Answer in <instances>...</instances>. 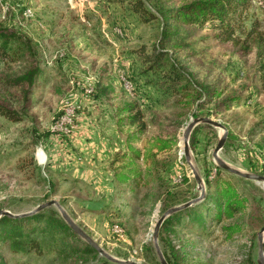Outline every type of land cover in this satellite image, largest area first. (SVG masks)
<instances>
[{
    "label": "rangeland",
    "instance_id": "obj_1",
    "mask_svg": "<svg viewBox=\"0 0 264 264\" xmlns=\"http://www.w3.org/2000/svg\"><path fill=\"white\" fill-rule=\"evenodd\" d=\"M144 1L154 11V0ZM163 1L170 7L189 0ZM262 1L250 0V11L256 17H260ZM175 26L163 32L159 19L142 23L125 2L113 0H0V30L37 46L43 70V83L35 90L39 101L24 119L11 122L0 116V210L28 213L56 200L112 258L160 264L151 235L166 211H161L163 203L170 199L165 191L174 196L168 209L199 195L181 143L191 119L209 117L222 123L227 136L219 158L231 168L264 175V90L255 86L253 54L242 55L234 44L218 39L217 32L207 25L193 29ZM157 44L185 68L194 85L201 84L220 97L239 95L240 102L217 116L206 107L196 114L194 108L193 113L178 119L181 110L170 100L153 101L171 96L145 72L136 54L141 48L150 52ZM20 63L0 60V76L17 73L23 67ZM12 91L1 88L0 100L15 109L7 99ZM127 101L142 105L147 138L158 129H176L177 143L162 185L142 189L133 200V210L127 208V213L116 219L102 212L108 209L107 203L118 199L108 163L112 155L125 149L113 113L116 105ZM70 112L71 125L65 129L66 124H62L60 131V119ZM202 125L207 124L196 125L189 134L188 149L206 191L205 169L214 173V166L219 167L212 152L223 131ZM192 135L196 138L194 148ZM23 164L27 166L22 170ZM248 181L241 186L261 199L264 210V183ZM49 208V214L61 216L55 205ZM162 225L157 243L165 260L163 249L170 247L177 251L181 264H257V234L254 238L243 231L224 240L216 227H207L201 236L199 226L190 223L188 216L173 227ZM53 257L23 255L11 263L6 254L4 260L8 259V264H58Z\"/></svg>",
    "mask_w": 264,
    "mask_h": 264
},
{
    "label": "trees",
    "instance_id": "obj_2",
    "mask_svg": "<svg viewBox=\"0 0 264 264\" xmlns=\"http://www.w3.org/2000/svg\"><path fill=\"white\" fill-rule=\"evenodd\" d=\"M261 1V0H260ZM126 3L127 8L142 23L159 19L163 32H169L175 25L198 28L205 25L217 32V38L236 46L242 55L253 54V71L255 85L264 90V0L261 3L260 17L251 11L250 0H189L181 1L176 6H167L163 0H154V11L147 8L144 0H113ZM176 27V26H175ZM144 65L145 72L157 79L156 84L164 87L163 93L171 97H156L154 102L170 100V104L181 112L177 118L195 114L202 108L211 107V115H220L238 104L242 97L232 95L220 97L214 90L203 85H194L191 75L186 72L171 56L157 44L150 52L145 48L136 53ZM42 55L39 48L31 41L22 39L14 33L6 34L0 30V60L3 63L21 61L23 67L13 75L0 76V89L13 90L9 93L12 109L0 100V116L7 121L21 122L26 113L37 103L35 90L43 83L41 70ZM249 89V87H247ZM218 96V97H217ZM151 98V97H149ZM115 128L123 138L125 149L117 151L108 163V171L118 191L117 202L107 203L103 211L107 217L121 218L133 210L136 196L144 188L154 184L162 185L163 176L172 164V153L176 148L175 130L172 132L158 129L147 138L148 124L142 105L136 101H127L116 105L113 113ZM210 128L209 125H202ZM177 127V126H176ZM261 132V130H260ZM259 133V131H258ZM195 136H191L194 148ZM32 163V162H29ZM20 169H25L26 166ZM206 168V167H205ZM205 169L206 185L204 199L193 207L186 208L170 215L162 228L180 224L188 216L190 223L200 228L201 236L205 229L217 228L224 240H231L235 235L246 231L255 238L264 225V210L261 199L249 195L241 185L248 180L214 166ZM158 185V186H159ZM170 198L165 201L161 211L169 208L174 197L165 191ZM130 195L133 196L129 197ZM50 208L22 218L3 216L0 218V264H8L4 255L11 257V263L25 255L40 257L52 254L58 264H116L100 256L98 252L82 241L59 215L49 214ZM164 247L163 252L168 264H181L177 251Z\"/></svg>",
    "mask_w": 264,
    "mask_h": 264
},
{
    "label": "water",
    "instance_id": "obj_3",
    "mask_svg": "<svg viewBox=\"0 0 264 264\" xmlns=\"http://www.w3.org/2000/svg\"><path fill=\"white\" fill-rule=\"evenodd\" d=\"M198 124H207V125H210L214 128H218V129L223 131V134L218 139V141H217V143L213 149V152H212V157H213L215 163L220 168H222L226 171H229L230 173H233V174H235L239 177H242L244 179L252 180L255 182H259V183H264V175H260V174H256V173H249V172H242V171H239L237 169L231 168V167H229V165H227L224 161H222L219 158V151L222 149L224 142H225V139H226V136H227V129L225 128V126L222 123L215 121L214 119H211L209 117H196V118L191 119L184 129L181 141H182L183 155H184L185 160H186L188 166L190 167L192 174H193V177L197 183L199 195L195 199L188 201L186 203H183L182 205L167 209L160 216V218L156 221L151 237H152V240H153L155 250H156L160 264H168L167 261L165 260V258L163 257V255L159 249L158 243H157L159 229H160L162 223L164 222V220L167 217H169L170 215H172L178 211L184 210V209H186L192 205H195V204L201 202L205 197V189L203 187V182H202L201 178L199 177V175L197 174L196 170L193 168V166L190 162V155H189V149H188L189 134L191 133L192 129ZM52 205H55L59 209L63 220L67 223V225L70 227V229L76 235H78L83 241H85L88 245H90L92 248H94L100 256H102V257H104V258L108 259L109 261L114 262L116 264H139V263L134 262V261H119V260L114 259L111 256H109L90 236H88L73 220H71L66 215V213L61 209L59 203L56 200L46 201L45 203L37 206L36 209H34L33 211L28 212V213L12 214L8 211L0 210V217L9 216L12 218H22V217L30 216V215L46 208V207H49ZM263 237H264V227H262L257 233V240H258V246H259V257L257 260V264H264Z\"/></svg>",
    "mask_w": 264,
    "mask_h": 264
},
{
    "label": "built area",
    "instance_id": "obj_4",
    "mask_svg": "<svg viewBox=\"0 0 264 264\" xmlns=\"http://www.w3.org/2000/svg\"><path fill=\"white\" fill-rule=\"evenodd\" d=\"M72 116H73V112H70V113H65L63 115V117L60 119V122H59V130L61 131V125L62 124H66L65 126V129H68V127L71 125L72 123Z\"/></svg>",
    "mask_w": 264,
    "mask_h": 264
},
{
    "label": "bare ground",
    "instance_id": "obj_5",
    "mask_svg": "<svg viewBox=\"0 0 264 264\" xmlns=\"http://www.w3.org/2000/svg\"><path fill=\"white\" fill-rule=\"evenodd\" d=\"M181 143H182V141H181Z\"/></svg>",
    "mask_w": 264,
    "mask_h": 264
}]
</instances>
